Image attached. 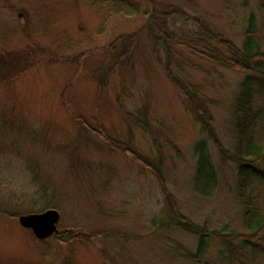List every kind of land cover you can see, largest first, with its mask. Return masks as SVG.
<instances>
[{
	"label": "rangeland",
	"instance_id": "obj_1",
	"mask_svg": "<svg viewBox=\"0 0 264 264\" xmlns=\"http://www.w3.org/2000/svg\"><path fill=\"white\" fill-rule=\"evenodd\" d=\"M90 1L0 0V39L7 41L0 46L5 74L0 77V207L27 214L46 205L60 211L59 232L81 231L68 253L69 246L53 239L40 244L15 219L0 214V264H64L71 252L75 264H191L184 254L195 250L196 237L154 225V220L168 219L159 179L95 134L80 131L73 116L85 118L92 128L99 125L155 164L181 215L212 231L244 230L236 165L220 160L209 144L218 187L209 198L194 192L199 124L166 77L165 55L153 49L145 33L128 69H114L104 90L89 69L72 63V56L94 50L87 64H101L104 58L96 49L142 29L143 14L151 11L145 0H126L124 7L99 0V11ZM149 1L197 16L238 47L252 15L255 38L264 50V6L256 0ZM33 3L41 9L39 17L32 13ZM173 71L212 100L218 138L232 149L230 115L242 74L184 50ZM260 123L256 137L264 148V117ZM258 192L262 210L264 191ZM99 232L94 244L86 239ZM220 248L217 238H209L204 261L228 264ZM238 259L239 264H264V256Z\"/></svg>",
	"mask_w": 264,
	"mask_h": 264
},
{
	"label": "trees",
	"instance_id": "obj_2",
	"mask_svg": "<svg viewBox=\"0 0 264 264\" xmlns=\"http://www.w3.org/2000/svg\"><path fill=\"white\" fill-rule=\"evenodd\" d=\"M98 1H90L92 9L95 11H99L96 3ZM145 2L151 6V11L143 14L145 25L131 35H121L115 38L106 47L97 48L98 53H102L104 58L101 64L97 66L87 64V58L93 55L94 50L72 56V63L78 69L81 67L89 69L92 72V77L98 81L99 89L104 90L103 85L107 84L108 77L114 69L121 68L123 71L128 69L132 55L138 49L141 36L145 33L153 49L165 55L163 66L166 77H168L170 85L181 98L185 108L191 111L199 124L202 135L193 146V155L196 162L192 177V189L203 198L213 197L215 194L219 182L209 148V144H213L220 160L236 165V199L244 213L242 218L243 232L212 231L206 226L193 223L186 216H182L175 204V199L168 193L165 184H163L159 168L155 164L134 153L131 148L123 147L121 143L103 132L99 125L94 124L92 128L90 123L83 117L74 115V124L80 131L86 130L95 134L97 139L107 144L109 149L121 152L142 169L150 171L159 179L162 184L168 219L162 218L158 222L154 220V225L174 226L196 237L195 250L193 252L185 251L184 254L191 264H207L204 257L208 250L209 238L212 237L217 238L220 242V254L224 263L239 264L241 262L238 259L239 257L241 259L247 257L249 262L254 261L258 256H264V209L261 210L257 206L258 190L263 189L264 191V148L258 143L256 137L257 128L260 127V121L264 117V50L260 49V45L255 38L254 19L252 15L248 18L243 45L238 47L234 41L220 32H215L208 22L197 16H192L175 8L165 7L161 9L159 5L149 0H145ZM256 2L264 6V0H256ZM100 3L105 6L111 4L124 7L127 1L100 0ZM32 7L33 15L39 17V10H41L39 6L33 3ZM136 13L139 14L137 10ZM6 42L5 39H0V46H5ZM179 50H184L208 62L220 65L230 72L242 74L230 115L232 138H234L232 149L222 145L218 138L210 107L212 100L209 101L203 97L200 89H196L195 86L185 82L173 71V65L176 62ZM3 72V69L0 68V77L5 75ZM257 102L260 104H257ZM121 111L124 116L129 115L124 108H121ZM0 113L4 114L1 111ZM9 125L13 126L12 122ZM139 126L142 129L145 128ZM44 143L50 146L48 141ZM34 179L37 178L34 177ZM47 208L48 206L43 205L38 212H42ZM26 212L32 213L35 211L29 210ZM22 213L14 211V209L9 210L0 207V214L16 221ZM80 233L81 231L78 229L65 228L59 235H55L51 239L56 240L61 246H69V253L70 245L80 236ZM98 236H100V232L95 235L88 234L86 239L93 243L92 240ZM35 241L45 244L47 240L40 242L35 239ZM64 264H75L73 263L72 252Z\"/></svg>",
	"mask_w": 264,
	"mask_h": 264
},
{
	"label": "water",
	"instance_id": "obj_3",
	"mask_svg": "<svg viewBox=\"0 0 264 264\" xmlns=\"http://www.w3.org/2000/svg\"><path fill=\"white\" fill-rule=\"evenodd\" d=\"M60 212L56 209L43 210L42 213L22 214L17 221L29 230L38 241H44L58 234Z\"/></svg>",
	"mask_w": 264,
	"mask_h": 264
},
{
	"label": "flooded vegetation",
	"instance_id": "obj_4",
	"mask_svg": "<svg viewBox=\"0 0 264 264\" xmlns=\"http://www.w3.org/2000/svg\"><path fill=\"white\" fill-rule=\"evenodd\" d=\"M1 63V62H0ZM2 64V63H1Z\"/></svg>",
	"mask_w": 264,
	"mask_h": 264
}]
</instances>
